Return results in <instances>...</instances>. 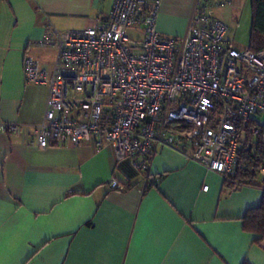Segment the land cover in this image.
I'll list each match as a JSON object with an SVG mask.
<instances>
[{"label":"crops","instance_id":"0c3cea01","mask_svg":"<svg viewBox=\"0 0 264 264\" xmlns=\"http://www.w3.org/2000/svg\"><path fill=\"white\" fill-rule=\"evenodd\" d=\"M159 1L157 31L183 38L194 0ZM112 2L0 0V124L19 127L0 133V264H264V240L243 229L264 197L259 174L233 188L188 151L158 146L146 178L109 146L32 144L47 89L26 82L24 56L52 68L54 50L35 46L45 28H88Z\"/></svg>","mask_w":264,"mask_h":264},{"label":"built area","instance_id":"2783aa9c","mask_svg":"<svg viewBox=\"0 0 264 264\" xmlns=\"http://www.w3.org/2000/svg\"><path fill=\"white\" fill-rule=\"evenodd\" d=\"M231 1L194 0L180 39L157 31L159 0H113L106 18L82 30L47 26L35 46L54 50L53 67L22 60L26 82L47 89L32 144L109 146L116 163L146 178L156 148L174 147L230 176L245 144L264 149V48L239 51L227 40L212 9ZM18 129L0 124V133ZM108 186L123 190L114 178Z\"/></svg>","mask_w":264,"mask_h":264},{"label":"trees","instance_id":"16d2710c","mask_svg":"<svg viewBox=\"0 0 264 264\" xmlns=\"http://www.w3.org/2000/svg\"><path fill=\"white\" fill-rule=\"evenodd\" d=\"M6 1V0H4ZM251 10V22L249 32L248 51L256 52L264 48V0H249ZM249 139V137L247 138ZM245 144L240 152L239 160L233 173L223 178L224 184L240 187L251 185L260 168H264V149L259 144L253 147ZM149 178V176H147ZM264 189V180L260 183ZM243 229L255 236L254 242L260 244L264 240V197L260 205L248 210L243 219ZM242 264H248L243 262Z\"/></svg>","mask_w":264,"mask_h":264},{"label":"rangeland","instance_id":"374dc122","mask_svg":"<svg viewBox=\"0 0 264 264\" xmlns=\"http://www.w3.org/2000/svg\"><path fill=\"white\" fill-rule=\"evenodd\" d=\"M212 11L215 18L228 26L227 39L232 47L239 51L248 49L251 22L250 1L232 0L231 5L215 6ZM50 56L47 55L48 59ZM258 119L264 122V116Z\"/></svg>","mask_w":264,"mask_h":264},{"label":"water","instance_id":"95a60500","mask_svg":"<svg viewBox=\"0 0 264 264\" xmlns=\"http://www.w3.org/2000/svg\"><path fill=\"white\" fill-rule=\"evenodd\" d=\"M249 149H250V147H249Z\"/></svg>","mask_w":264,"mask_h":264}]
</instances>
